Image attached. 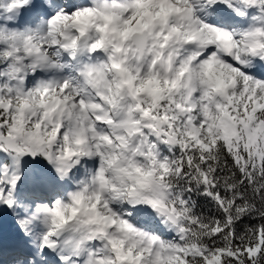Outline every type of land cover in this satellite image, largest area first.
Segmentation results:
<instances>
[{
    "label": "snow or ice",
    "instance_id": "1",
    "mask_svg": "<svg viewBox=\"0 0 264 264\" xmlns=\"http://www.w3.org/2000/svg\"><path fill=\"white\" fill-rule=\"evenodd\" d=\"M0 264H264V0H0Z\"/></svg>",
    "mask_w": 264,
    "mask_h": 264
},
{
    "label": "bare ground",
    "instance_id": "2",
    "mask_svg": "<svg viewBox=\"0 0 264 264\" xmlns=\"http://www.w3.org/2000/svg\"><path fill=\"white\" fill-rule=\"evenodd\" d=\"M4 222V221H3Z\"/></svg>",
    "mask_w": 264,
    "mask_h": 264
}]
</instances>
